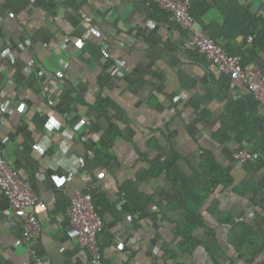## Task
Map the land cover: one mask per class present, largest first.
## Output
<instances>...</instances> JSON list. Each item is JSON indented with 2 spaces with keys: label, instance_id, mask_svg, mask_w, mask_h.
I'll return each instance as SVG.
<instances>
[{
  "label": "crops",
  "instance_id": "0c3cea01",
  "mask_svg": "<svg viewBox=\"0 0 264 264\" xmlns=\"http://www.w3.org/2000/svg\"><path fill=\"white\" fill-rule=\"evenodd\" d=\"M240 1L264 14V0ZM153 6L0 0V145L46 204L39 235L24 242L0 188V264H264V155L234 157L264 148V104L185 47L187 31ZM247 67L263 76L264 57ZM49 113L60 128L45 127ZM73 156L81 163H61ZM80 192L103 208L99 263L72 231Z\"/></svg>",
  "mask_w": 264,
  "mask_h": 264
},
{
  "label": "built area",
  "instance_id": "2783aa9c",
  "mask_svg": "<svg viewBox=\"0 0 264 264\" xmlns=\"http://www.w3.org/2000/svg\"><path fill=\"white\" fill-rule=\"evenodd\" d=\"M143 2L146 7L158 5L170 15V19L185 29L188 33V40L185 47L198 50L204 57L219 70L230 78L240 80L252 93V96L264 104V75L257 77L253 72L245 69L242 63L241 54H230L226 49L225 42L218 43L201 26L191 14L190 0H134ZM83 23L93 33H99L100 29L93 25V19L89 15L83 17ZM253 35L248 41L253 40ZM58 43L65 46L69 38L62 37ZM1 106L6 108V104ZM26 111L24 105L23 113ZM234 157L240 161H247L258 158L259 153L243 148L234 152ZM0 188L7 197L11 208L17 217L20 218L23 227V241H30L40 233L39 214L46 209V204L35 188L33 182L22 176L18 168L11 165L4 156L3 148L0 145ZM70 223L74 235L77 236L81 245L87 248L95 263L102 260L103 252L100 241V233L104 229L102 215L95 208L93 194L91 192L76 193L68 207ZM34 252V251H33ZM35 253V252H34ZM39 264H53L50 260L37 257Z\"/></svg>",
  "mask_w": 264,
  "mask_h": 264
},
{
  "label": "trees",
  "instance_id": "16d2710c",
  "mask_svg": "<svg viewBox=\"0 0 264 264\" xmlns=\"http://www.w3.org/2000/svg\"><path fill=\"white\" fill-rule=\"evenodd\" d=\"M191 14L199 24L217 41L218 43L228 42L229 40H242L243 48L233 51L229 43L226 49L230 54H241L242 63L245 69L256 57H264V14L255 13L250 3H242L240 0H190ZM156 6V4H154ZM153 6V7H154ZM210 12L217 13L220 20H205ZM254 36L252 41H248L249 36ZM263 55V56H262ZM248 126L249 121L244 118ZM258 151L264 155V148L259 146ZM210 154V153H209ZM208 154V155H209ZM211 167V166H210ZM202 175V172H201ZM95 208L99 213L103 208L98 204L95 192H92ZM185 239H191L189 232L184 233Z\"/></svg>",
  "mask_w": 264,
  "mask_h": 264
},
{
  "label": "clouds",
  "instance_id": "9594fccd",
  "mask_svg": "<svg viewBox=\"0 0 264 264\" xmlns=\"http://www.w3.org/2000/svg\"><path fill=\"white\" fill-rule=\"evenodd\" d=\"M98 34L99 33H97V35ZM3 54L4 55H8L7 51H5V53H3ZM0 107H3V106H0ZM23 110H24V106H21L20 111H23ZM49 116H50V120L45 125V127L49 131H51L53 129V127L60 128L61 125H60L59 121L55 118V116L53 114H51V113H49ZM64 134L67 135L66 132ZM48 146H49V139H48V137H45L44 140L42 141V143L41 144H38V145H34V148L36 150H38L42 154L48 148ZM68 149H69V145L66 142L63 143V144H61L60 150H63V152H67ZM61 163L67 165L70 168H72V167H74V165L80 164L81 163V160L78 159V158H76L75 156H73L70 163L67 160H62ZM52 166L55 167L56 165L53 164ZM53 180L56 181V183H57L58 186H60V185L63 184V180L61 178H59V177L53 176Z\"/></svg>",
  "mask_w": 264,
  "mask_h": 264
}]
</instances>
